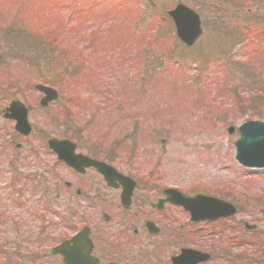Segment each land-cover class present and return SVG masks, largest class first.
Wrapping results in <instances>:
<instances>
[{"label":"rangeland","instance_id":"rangeland-1","mask_svg":"<svg viewBox=\"0 0 264 264\" xmlns=\"http://www.w3.org/2000/svg\"><path fill=\"white\" fill-rule=\"evenodd\" d=\"M93 1L85 15L77 9ZM177 3L200 16L202 34L189 47L175 36L166 16ZM172 63L180 71L162 70ZM208 69L212 82L200 88L196 78ZM36 83L54 87L59 98L40 108ZM14 99L30 107L31 139L67 137L79 152L133 174L151 193L175 187L237 208L235 217L211 223L216 234L207 238L191 240L183 226L179 231L185 236L177 239V224L160 225L167 231L154 237L151 248L162 254L159 264L167 262L166 252L176 253L192 242L211 253L206 264L264 262V168H245L234 160L236 127L247 120L264 121V0H0V135L12 133L1 114ZM7 149L6 156L0 153L1 180L10 176L3 159L17 151ZM19 161L25 164L26 157ZM59 173L64 179L65 171ZM73 200L71 209L62 198L54 205L46 198L32 201L38 208L23 211L7 206L3 215L11 221L0 225V245L12 254L5 261L0 254V261L33 264L16 237L21 231L31 236L41 226L45 238L35 251L49 253L70 234L65 223H78L90 213ZM32 214L44 219L17 231L18 215ZM241 218L256 228H236ZM38 264L53 262L43 255Z\"/></svg>","mask_w":264,"mask_h":264},{"label":"flooded vegetation","instance_id":"flooded-vegetation-1","mask_svg":"<svg viewBox=\"0 0 264 264\" xmlns=\"http://www.w3.org/2000/svg\"><path fill=\"white\" fill-rule=\"evenodd\" d=\"M3 107H8V104ZM26 107L30 113V107L27 105ZM4 121L12 125V133H6L7 136L0 135V153L6 156L7 148H10L21 150L23 154L16 151L12 152L7 160L3 159L6 163L4 170H8L7 173L10 176H8V180L0 179V181H5L0 188V206L3 205V201L6 202L4 209L3 206L0 207V225L11 221V216L3 215L5 212L6 214L9 212L8 209L6 210L7 206L20 208L23 211V208L32 206V201H43L46 198L54 205L58 199L62 198L64 207L71 209L75 201L73 199L76 198L78 200L76 202L80 204L81 208L85 207L90 211L80 220L83 225L89 227V238L92 242L91 254L97 258L98 264H139V261L144 264H159L163 259L162 254L158 255L156 249L152 250L151 248L155 244L154 237L167 231V228H162L160 225L169 227L170 224H177V231L173 235L177 239L185 236L184 231H179L185 227L186 235L192 240L199 237V230H205L213 223L210 221L191 222L189 213L183 207L166 200L162 193L163 188L151 193V187L140 183L139 179L134 178L132 174L130 175L135 181V185L129 193L128 183H122L116 178L112 179V183H107L92 166L86 167L83 172L76 171L57 159L48 145L50 137L31 139L29 135L23 136L14 131L13 120L5 119ZM60 138L69 139L67 137ZM75 149L77 153H81L77 150V146ZM1 154L0 156H3ZM21 155L26 157V163L20 165ZM86 156L96 159L89 155ZM8 164L10 169L7 168ZM59 170L65 171L64 179ZM92 177H96L100 183H92ZM61 186L63 187L62 195L59 193ZM50 203H48L49 212L51 211ZM41 204L47 208V205ZM37 216L31 215V217L23 218L18 215L15 229L19 231L24 223H38L40 219H44ZM47 222L49 223L47 227L52 228L53 226L54 228L52 222ZM149 222L153 225H149ZM241 224H243V219H237L235 227L237 228ZM68 228L70 231L71 225L68 224ZM44 233V231L38 230L31 232V236H29L26 235V232L21 231L19 237H16L18 242L24 245L20 248H26L25 252L21 253L27 258L31 256L33 264H38L43 255L50 258L53 264H56L57 260L61 264L59 255L35 251L40 249L37 246L40 240L45 238ZM1 236L3 233L0 231V241ZM146 239L148 243L144 242ZM184 248L200 250L193 246V242L185 243L176 253L166 252L167 262H163V264H173L172 259ZM7 249L5 254H12L11 249Z\"/></svg>","mask_w":264,"mask_h":264},{"label":"water","instance_id":"water-1","mask_svg":"<svg viewBox=\"0 0 264 264\" xmlns=\"http://www.w3.org/2000/svg\"><path fill=\"white\" fill-rule=\"evenodd\" d=\"M168 17L172 20L175 34L179 40L186 46L193 45L202 34L201 22L199 15L188 6L179 3L173 9L167 11ZM35 88L43 94L40 100L41 106H46L49 102L57 98V91L49 86L42 84L35 85ZM8 111L11 112V117L16 121L15 130L21 134H28L30 132V126L27 121V111L20 102H12ZM233 131L232 127L228 128V132ZM239 139L235 141V159L250 167H264V121L250 120L242 123L238 127ZM163 144L165 140L161 141ZM50 147L56 152L57 157L63 160L66 164L75 167L77 170L83 171L85 166H94L100 173L103 174L104 178L110 182V179L118 178L124 180L132 187L133 182L129 177H124L118 174L111 166L97 160L90 159L82 154H76L74 152L75 145L69 140H58L52 138L49 140ZM168 192H175V190L168 189ZM176 193V192H175ZM177 194L183 199L186 198L182 194ZM203 197V196H202ZM200 198V196H196ZM189 199V198H186ZM190 198L189 200H192ZM212 199L215 206V214L212 216L232 214L234 209L228 203ZM194 200V199H193ZM231 209V210H230ZM72 243L71 252L66 251L69 248V243ZM90 241L88 239V230L83 228L78 234L74 235L68 242L61 244L56 247L64 256L66 264H94V260L88 256L90 251ZM64 249V251H63ZM188 254V252H186ZM192 255L190 261L196 262L205 260L208 256L204 253H197ZM78 256V257H76ZM181 256L178 258L180 259ZM77 258V260H76ZM187 259L186 256L183 257ZM182 262V259H180Z\"/></svg>","mask_w":264,"mask_h":264},{"label":"trees","instance_id":"trees-1","mask_svg":"<svg viewBox=\"0 0 264 264\" xmlns=\"http://www.w3.org/2000/svg\"><path fill=\"white\" fill-rule=\"evenodd\" d=\"M141 18H142L141 15L136 17V19H138V20H141ZM165 67H166V68H165L166 70H174V68H175V67H174V64H166ZM177 70H178V69H177ZM177 70H176V71H177Z\"/></svg>","mask_w":264,"mask_h":264}]
</instances>
